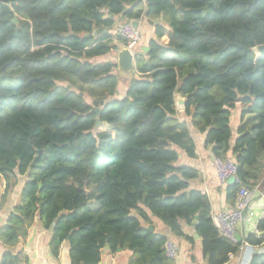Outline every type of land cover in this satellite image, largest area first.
<instances>
[{
    "label": "trees",
    "instance_id": "16d2710c",
    "mask_svg": "<svg viewBox=\"0 0 264 264\" xmlns=\"http://www.w3.org/2000/svg\"><path fill=\"white\" fill-rule=\"evenodd\" d=\"M117 17L154 28L123 94L116 62L93 61L124 45ZM262 44L264 0H0L1 203L19 191L0 264L28 261L13 249L36 222L51 231L53 257L68 244L70 264H100L118 248L132 252L128 264H173L152 217L189 243L198 234L207 264H226L243 242L218 234L208 195L190 187L200 172L179 154L194 158L192 130L203 134L264 198V53L252 50ZM236 189L226 186L229 205ZM256 229L248 245L264 244V212ZM248 264H264V252Z\"/></svg>",
    "mask_w": 264,
    "mask_h": 264
},
{
    "label": "crops",
    "instance_id": "0c3cea01",
    "mask_svg": "<svg viewBox=\"0 0 264 264\" xmlns=\"http://www.w3.org/2000/svg\"><path fill=\"white\" fill-rule=\"evenodd\" d=\"M123 20L120 17L115 19L114 32L116 33L118 24ZM117 24V25H116ZM138 28L141 32V42L136 48V51H141L142 47L147 46V42L150 38L154 37V28L151 23L146 21L144 18L138 19ZM167 38L162 39L163 42H166ZM123 45H121L122 47ZM120 47V48H121ZM114 61L116 62L114 51L105 55L103 57L94 58L93 61ZM120 77V76H119ZM125 78L120 77L117 85V91L120 94H123L125 91ZM179 111H182V108H178ZM240 108L237 106L231 112V126L233 130V137L236 136V126L239 120ZM192 136L196 143V156L194 158H188L184 153L179 154V161L181 164L191 165L197 168L200 172V175L197 179L190 181V187L199 189L205 192L210 201L212 211H218L221 209L229 208L232 205H229L226 201V186L218 184L215 171L212 165L213 155L211 153L210 147H207L203 144V134L197 133L192 130ZM0 227L4 224L8 213L11 211L13 205L18 201L19 191L13 189L7 196L4 203H1V195L4 192L5 181L0 176ZM253 205L249 212L246 213L243 222L239 225L237 234L242 238L243 245L241 250L234 255H230L227 264H248L254 251L264 252V244L260 246H252L245 243V237L249 233H257L256 224L257 220L264 212V198L263 195L254 190L253 191ZM211 211V212H212ZM154 231L167 235L169 238L173 239L179 247V253L177 257L173 260V264H207L204 259L200 239L194 238V243H189L182 237L171 236L167 227L164 226L158 219L155 217L151 218ZM184 231L192 235L193 229L187 226H184ZM51 237V231L46 230L42 227L39 222L33 224L23 239L13 249L14 251H22L29 261H32L34 264H70L68 258V244L65 242L60 246V251L58 257H53L49 250V240ZM4 250V247L0 244V259L1 254ZM132 257V252L129 250H118L115 253L109 252L107 249H104L102 252V259L100 264H128V261Z\"/></svg>",
    "mask_w": 264,
    "mask_h": 264
},
{
    "label": "built area",
    "instance_id": "2783aa9c",
    "mask_svg": "<svg viewBox=\"0 0 264 264\" xmlns=\"http://www.w3.org/2000/svg\"><path fill=\"white\" fill-rule=\"evenodd\" d=\"M133 21L138 22V20L121 22L116 33L125 41L123 46L135 53L142 36L139 28L132 25ZM212 165L218 184L227 186L228 179L233 176V184L237 186L234 204L229 208L211 212V218L218 234L230 241H235L239 225L243 222L246 213L252 208L253 191L241 184L236 174L237 166L232 157L213 156ZM163 251L168 259L174 260L179 253L178 244L173 239L168 238L163 244ZM21 264L34 263L28 260Z\"/></svg>",
    "mask_w": 264,
    "mask_h": 264
},
{
    "label": "water",
    "instance_id": "95a60500",
    "mask_svg": "<svg viewBox=\"0 0 264 264\" xmlns=\"http://www.w3.org/2000/svg\"><path fill=\"white\" fill-rule=\"evenodd\" d=\"M14 22L16 23V19H14ZM132 25L135 26V27H138V22L137 21H133L132 22ZM148 48L147 46L145 47H142V51H146ZM255 54H256V57L258 58L261 54L264 53V44L262 45H257L255 46L253 49H252ZM135 54L136 52H132L131 50H129L127 47L125 46H122L121 48L117 49L114 51V56H115V59H116V69H117V74L122 77V78H125L127 80H130L131 78H133V76L135 75ZM116 93L118 94V92L116 91ZM120 97V95H118ZM176 107L178 108H182L185 104V99L177 94L176 95ZM101 104L103 102H100ZM93 104V111L95 112H99V108L97 107L98 106V102L97 101H93L92 102ZM100 123V120L97 118L96 119V125H98ZM233 181H234V177H230L227 181V185H231L233 184ZM195 223V221H194ZM147 228L150 230V231H153L154 230V227L152 224L148 225ZM194 238H199V235L198 234H194ZM236 240H242V238L239 236V234L236 235ZM118 250H120L118 248ZM257 253V251L255 250L254 251V254Z\"/></svg>",
    "mask_w": 264,
    "mask_h": 264
},
{
    "label": "rangeland",
    "instance_id": "374dc122",
    "mask_svg": "<svg viewBox=\"0 0 264 264\" xmlns=\"http://www.w3.org/2000/svg\"><path fill=\"white\" fill-rule=\"evenodd\" d=\"M118 25L120 24V22L119 23H117ZM116 24V25H117ZM115 29V28H114ZM114 29H112L113 31H112V33L115 31ZM115 33V32H114ZM87 100L89 101V102H91L90 101V99L87 97ZM106 129V127L104 126V125H98V127H97V131H100V130H105ZM1 179V178H0ZM213 212V211H212Z\"/></svg>",
    "mask_w": 264,
    "mask_h": 264
}]
</instances>
